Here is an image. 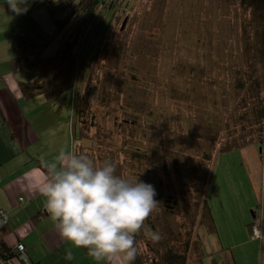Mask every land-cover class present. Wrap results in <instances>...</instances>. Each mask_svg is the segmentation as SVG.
Segmentation results:
<instances>
[{
    "label": "trees",
    "instance_id": "1",
    "mask_svg": "<svg viewBox=\"0 0 264 264\" xmlns=\"http://www.w3.org/2000/svg\"><path fill=\"white\" fill-rule=\"evenodd\" d=\"M106 2L35 0V7L58 9L54 29L49 34H42L40 40L16 32L12 38L13 56L7 67L19 76L18 86L25 100L42 96L46 102H52L67 91L72 93L73 105L68 115L71 151L89 156L97 165L104 161L114 162L117 175L133 181L139 179L154 187L155 199L159 202L156 209L164 204L169 212L163 210L158 214L155 209L151 213L145 224L158 232L160 239L146 237L143 230L138 232L135 237L138 254L131 264H192V260L195 264H203L202 259L209 254L203 247L202 235H212L217 231L208 199L216 162L230 152L264 142V0H237L240 8L238 48L241 63L235 65L234 69L225 68L219 72L222 79L226 77L224 73L233 72L228 84L234 98L226 120L219 122L217 116L209 112L206 122L187 126V133L201 145L196 156H191L187 149L177 145L160 149L141 137L140 128L153 124L155 118L152 111L145 113V109H148L146 102L139 104L135 92L126 94L125 91L112 89L114 81H121L117 89L125 85L124 72L128 67L127 59L116 44H105L107 48L103 58L108 67L103 71L104 77L96 79V91L90 92L85 86V96L93 94L102 108L100 111L95 107L90 110L85 98L80 101L83 98L79 95L84 74V48L94 26L105 12L101 16L99 13L109 10L114 3ZM236 48L233 43L232 55H228V58L237 56ZM191 70H188L190 75ZM28 71L37 72V75L34 78L24 76ZM214 81L209 84H214ZM220 82L223 83L221 79ZM177 116L178 113L174 117ZM155 124L149 127L167 137L170 143V135L174 132L171 127L160 120H156ZM88 130H91V134ZM77 141H80L79 146L76 145ZM83 141L92 146H82ZM189 157L192 158L191 162ZM171 172L177 180H181L180 198L163 196L161 193L162 178H170ZM45 213L37 214L35 219L39 220ZM168 216L175 217L172 221L175 232ZM254 219L246 225L249 235ZM258 226L263 235L264 221L258 222ZM7 231L5 225L0 227V261L4 264L18 257L13 247L4 241ZM250 239L261 242L263 238L252 239L250 236ZM261 249L260 264H264V245H261ZM219 252L221 258L212 257L211 264H220V261L221 264H235L230 254L227 256L229 259L225 255L231 251L221 249ZM194 256L196 258L193 259Z\"/></svg>",
    "mask_w": 264,
    "mask_h": 264
},
{
    "label": "rangeland",
    "instance_id": "2",
    "mask_svg": "<svg viewBox=\"0 0 264 264\" xmlns=\"http://www.w3.org/2000/svg\"><path fill=\"white\" fill-rule=\"evenodd\" d=\"M113 1L109 10L99 13L101 16L105 12L101 19L99 16L100 21L98 19L84 48V74L79 95L83 98H79L80 101L86 99L90 110L95 107L100 111L102 108L98 106L99 100L93 94L86 97L85 91L86 87L90 92L96 91V79L104 77L103 71L108 67L103 58L107 48L105 44H116L127 59L128 67L124 72L125 85L117 89L121 81H114L112 89L125 91L126 94L135 92L139 104L146 102L148 109L145 113L152 111L155 118L149 125L155 126L156 120H160L174 131L170 135V143L167 137L153 131L149 125L140 128L141 137L160 149L177 145L187 149L191 156H196L201 145L187 133V126L206 122L209 112L217 116L219 122L226 120L234 98L228 84L233 72L224 73L226 77L223 79L219 72L225 68L234 69L241 63L238 48L240 8L237 0H107L106 3ZM34 2L28 0L27 11L17 15L10 10L7 0H0V63L2 59L13 56L12 38L16 32L40 40L42 34L53 31L58 9L35 7ZM232 42L237 46V56L228 58L232 55ZM190 68L191 75L188 74ZM36 75L37 72L24 73V76L33 78ZM212 80L215 83L209 84ZM18 90L20 93L19 86ZM38 97V100H43L42 96ZM72 101V93L67 91L54 103L64 107L70 115ZM176 113L178 116L175 118ZM67 127L69 142L66 148L70 150L72 135ZM53 133V143L49 141L48 132L45 133L47 142L42 144L41 151L46 155L53 152L54 145L55 148L59 145L56 130ZM88 133L91 134V130ZM82 143L86 148L92 146L86 141ZM162 180V195L180 198L181 180H177L172 172L170 178ZM208 199L217 231L212 235H202L203 247L209 254L202 259V263L211 264L212 257L220 259L221 252L218 251L227 249L233 253L235 264H259L261 245L264 243L249 241L251 235L247 237L246 225L253 222L251 211L260 215L261 207L264 209V142L218 158L212 171ZM163 210L167 211L164 204H160L156 212L159 214ZM168 218L175 232L172 222L175 217ZM260 233L263 238L261 230ZM242 250L248 252L245 258L239 256ZM89 259L85 258V261ZM65 262L73 264L75 259ZM191 263L195 264L194 260Z\"/></svg>",
    "mask_w": 264,
    "mask_h": 264
},
{
    "label": "crops",
    "instance_id": "3",
    "mask_svg": "<svg viewBox=\"0 0 264 264\" xmlns=\"http://www.w3.org/2000/svg\"><path fill=\"white\" fill-rule=\"evenodd\" d=\"M10 58L0 63V210L8 218L5 243L13 248L23 244L30 264H66L68 252L75 259L73 264H123L117 258L95 260L87 249L77 248L63 239L50 218L40 188L47 174L45 165L52 162L62 148L67 150L68 112L56 105L57 99L54 103L38 100L40 97L33 100L21 97L19 76L7 67ZM55 130L58 148L54 145L53 152L46 155L41 151L42 144L47 142L45 133L48 132L49 141L53 143ZM45 211L43 217L35 219ZM251 213L254 221H264L262 207L260 215ZM261 242L264 243V237ZM246 253L242 250L239 256L245 258ZM225 255L230 256L228 252ZM88 257L90 259L85 261ZM0 264L4 263L0 261ZM7 264L23 263L16 257Z\"/></svg>",
    "mask_w": 264,
    "mask_h": 264
},
{
    "label": "clouds",
    "instance_id": "4",
    "mask_svg": "<svg viewBox=\"0 0 264 264\" xmlns=\"http://www.w3.org/2000/svg\"><path fill=\"white\" fill-rule=\"evenodd\" d=\"M27 2L7 0L17 15L27 11ZM45 167L40 194L50 218L63 239L87 249L95 260L117 258L131 264L138 254V232L160 239L145 224L159 203L151 184L117 175L114 162L97 165L89 156L64 148ZM66 258L72 259V253Z\"/></svg>",
    "mask_w": 264,
    "mask_h": 264
},
{
    "label": "bare ground",
    "instance_id": "5",
    "mask_svg": "<svg viewBox=\"0 0 264 264\" xmlns=\"http://www.w3.org/2000/svg\"><path fill=\"white\" fill-rule=\"evenodd\" d=\"M3 213H4L5 217H6V220L5 221H2V217L0 216V227L6 225L7 222H8V218H7L6 213L4 211H3ZM20 245L23 247V250L22 251L18 249V246H20ZM13 250L17 253V255H18L17 258L20 259V261L23 264H30L29 261H28V258H27L26 252H25V247H24L23 244H18L17 246H15L13 248Z\"/></svg>",
    "mask_w": 264,
    "mask_h": 264
},
{
    "label": "built area",
    "instance_id": "6",
    "mask_svg": "<svg viewBox=\"0 0 264 264\" xmlns=\"http://www.w3.org/2000/svg\"><path fill=\"white\" fill-rule=\"evenodd\" d=\"M0 216L2 217V221L6 220V217H5V215H4L2 210H0ZM251 238L252 239L261 238L260 228L258 226V222L257 221H255V225L251 228ZM18 249L22 251L23 247L20 245V246H18Z\"/></svg>",
    "mask_w": 264,
    "mask_h": 264
}]
</instances>
